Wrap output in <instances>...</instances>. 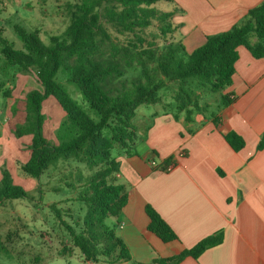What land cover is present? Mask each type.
<instances>
[{"label":"trees","instance_id":"16d2710c","mask_svg":"<svg viewBox=\"0 0 264 264\" xmlns=\"http://www.w3.org/2000/svg\"><path fill=\"white\" fill-rule=\"evenodd\" d=\"M37 1L44 6L49 0ZM158 2L174 4L172 0L68 1L62 7L65 27L60 34L50 35L47 43L41 40L40 28L27 31L13 25L21 49H15L3 37L4 29L0 27V69L15 68L22 74H32L41 88L25 93L24 118L12 129L16 139L30 137L29 156L21 171L38 180L58 159L85 156L91 162L96 159L105 163L84 181V191L77 199L86 207L82 220L76 223L79 231L60 219L72 245L92 262L104 257L108 264H139L132 262L124 243L105 223L107 218L117 217L127 203L124 187L116 183L118 163L111 151L116 144L127 156H137L132 150L136 109L160 104L162 90L174 85V119L184 114L188 124L193 114L209 113L215 128L220 130L218 112L232 103L229 95L221 91L231 83L237 48L245 47L255 59L264 57V0L248 10L242 22L225 32L206 36L204 44L189 54L174 39L178 26L173 17L183 11L175 5L172 10L163 11L156 7ZM0 9L5 11L1 0ZM153 23L161 37L152 36L148 40L145 30ZM158 38L162 45L158 44ZM135 69L138 71L127 76ZM60 75L79 92L86 108L71 97L60 83ZM196 92L201 97L219 95L214 111L208 112L212 105L208 97L201 100ZM4 94L9 97V92ZM48 98L55 100L64 113L60 125L64 135L62 138L56 135L57 144L44 136L46 117L42 108ZM105 131L110 137L104 135ZM223 138L234 152L245 144L233 131ZM257 149H264V135ZM170 162L169 157L163 166ZM28 196L2 169L0 205ZM145 213L149 221L147 231L163 243L177 239L151 206H145ZM56 215L60 217L59 211ZM220 240L218 235L208 236L192 248L151 264H178L186 257L197 259Z\"/></svg>","mask_w":264,"mask_h":264},{"label":"crops","instance_id":"0c3cea01","mask_svg":"<svg viewBox=\"0 0 264 264\" xmlns=\"http://www.w3.org/2000/svg\"><path fill=\"white\" fill-rule=\"evenodd\" d=\"M5 12L28 20L37 0H1ZM182 10L173 17L184 28L187 54L200 47L205 37L229 30L242 22L251 8L263 0H172ZM24 8V13L20 10ZM19 14V15H18ZM24 17V18H23ZM231 83L221 91L232 103L218 112L220 130L209 113L156 114L164 128L149 131L133 146L137 156L122 150L127 171L118 163L116 182L124 187L127 203L107 226L126 246L132 262L151 264L218 235L220 242L197 259L186 257L178 264H264V149H257L264 135V57L255 59L239 46ZM153 122V121H152ZM229 131L244 140L234 152L223 138ZM184 156L177 158L178 152ZM171 158L170 172L153 168ZM158 160H155V159ZM115 159V158H114ZM151 206L176 234L163 243L147 231L145 206ZM105 220V221H106Z\"/></svg>","mask_w":264,"mask_h":264},{"label":"rangeland","instance_id":"374dc122","mask_svg":"<svg viewBox=\"0 0 264 264\" xmlns=\"http://www.w3.org/2000/svg\"><path fill=\"white\" fill-rule=\"evenodd\" d=\"M68 1L73 0H49L44 6L37 1L34 16L28 20L20 18L21 15L11 14L12 9H9V12L0 9L3 37L11 42L15 49H21L22 43L13 30V25L16 24L27 31L40 28L41 40L47 43L50 35H58L63 31L65 19L62 7ZM174 5L158 2L156 7L167 11L172 10ZM20 11L24 13V8ZM177 26L178 32L174 39L183 45L184 31L180 29L184 27L180 24ZM145 33L148 40L152 36L161 37L156 23L148 27ZM254 40L253 38L252 41ZM157 41L162 45L160 38ZM137 71L138 69L130 70L127 76ZM59 81L71 97L86 108L79 92L73 86L67 85L64 76L60 75ZM31 89H41L32 74H22L15 68L0 69V172L2 169L7 170L13 184L22 187L29 195L26 199L9 200L0 205V264H108L104 257L95 262L86 260L72 245L68 231L60 222L62 220L67 226L79 231L80 226L76 223L82 220L86 207L77 199L84 191V181L105 163L96 159V162H91V159L85 156L58 159L38 180L21 171V166L29 156L30 137L16 139L12 129L24 118V96ZM5 92H9V97ZM175 92L176 87L169 85L161 92L160 104L141 105L136 109L133 119L136 143L140 144L149 131L164 130L159 122L155 121L154 115L174 112ZM196 95L201 97L197 92ZM207 95L202 96L201 100L208 97L207 101L212 104L208 112H211L215 109L219 95H216L217 99ZM42 113L46 117L43 124L44 136L57 144L56 135L58 138L64 135L60 126L64 113L52 98L44 101ZM104 135L110 137L108 131H105ZM121 151L120 147L114 144L111 154L116 162L122 164L121 169L127 171V166L122 163L123 158H117ZM118 180L121 181V176L116 182ZM55 209L56 212L59 211L60 217H57ZM105 223L110 224V221L106 220Z\"/></svg>","mask_w":264,"mask_h":264},{"label":"built area","instance_id":"2783aa9c","mask_svg":"<svg viewBox=\"0 0 264 264\" xmlns=\"http://www.w3.org/2000/svg\"><path fill=\"white\" fill-rule=\"evenodd\" d=\"M184 156V153L183 152H178L177 154H176V157L177 158H181V157H183ZM151 166L153 167V168H159L161 171H163V172H170L171 170H173V168H174V165L172 164V163H170V164H168V165H166L165 167L163 166V164L161 165H158V164H156V162H154V161H152L151 162ZM162 167H163V169H162Z\"/></svg>","mask_w":264,"mask_h":264}]
</instances>
